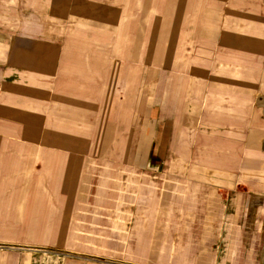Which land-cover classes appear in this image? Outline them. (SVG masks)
<instances>
[{
  "label": "crops",
  "instance_id": "obj_1",
  "mask_svg": "<svg viewBox=\"0 0 264 264\" xmlns=\"http://www.w3.org/2000/svg\"><path fill=\"white\" fill-rule=\"evenodd\" d=\"M21 3L54 23L0 24V264H202L264 195V0Z\"/></svg>",
  "mask_w": 264,
  "mask_h": 264
},
{
  "label": "rangeland",
  "instance_id": "obj_2",
  "mask_svg": "<svg viewBox=\"0 0 264 264\" xmlns=\"http://www.w3.org/2000/svg\"><path fill=\"white\" fill-rule=\"evenodd\" d=\"M13 5L10 12L14 15L13 17L0 18V24L5 25L6 28L13 27L17 32L14 33H2L1 36H15L19 38L34 39L38 34L31 32L32 28H39L40 30H47L54 23V17L52 16H31L32 11L27 9L25 3H21L20 0H12ZM21 8L25 10L22 12ZM28 10V11H27ZM58 21V19H57ZM3 28V27H2ZM47 28V29H46ZM51 30V29H49ZM52 33L46 32L45 38L51 40ZM42 35V34H41ZM167 162L158 161L155 173H148L151 181L157 180L166 169ZM152 169V168H151ZM159 171V172H158ZM133 177L130 178L132 180ZM240 191L244 195L242 200V207L226 210L232 216L231 220L228 218L220 223V226H215L220 231V237L218 240L211 239L203 242V251L206 256L201 258L195 257L200 260L202 264H264V195L260 193H253L248 191L244 186H240ZM132 196V193H130ZM225 197V200L227 197ZM244 202V203H243ZM245 204L247 206L245 207ZM229 213H226L228 216ZM222 214L223 211H222ZM225 215V214H224ZM192 232H199L200 226H190ZM196 234V240H197ZM200 241H189L187 247L189 250L194 249L199 251ZM198 246V247H196ZM184 247V243L181 241H173L174 250H180ZM190 247V248H189ZM202 248V247H201ZM42 264H57L59 257L58 252L54 251H43ZM193 258L174 256L173 261L180 264H187Z\"/></svg>",
  "mask_w": 264,
  "mask_h": 264
},
{
  "label": "built area",
  "instance_id": "obj_3",
  "mask_svg": "<svg viewBox=\"0 0 264 264\" xmlns=\"http://www.w3.org/2000/svg\"><path fill=\"white\" fill-rule=\"evenodd\" d=\"M60 255V253H58Z\"/></svg>",
  "mask_w": 264,
  "mask_h": 264
}]
</instances>
